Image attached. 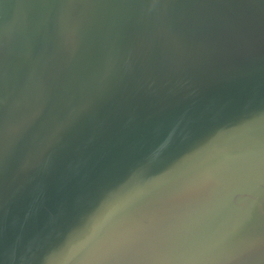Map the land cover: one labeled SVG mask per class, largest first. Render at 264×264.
<instances>
[{"label":"clouds","instance_id":"obj_1","mask_svg":"<svg viewBox=\"0 0 264 264\" xmlns=\"http://www.w3.org/2000/svg\"><path fill=\"white\" fill-rule=\"evenodd\" d=\"M7 8L0 169L27 192L14 258L264 264V9L0 0ZM42 213L48 225L29 230Z\"/></svg>","mask_w":264,"mask_h":264},{"label":"water","instance_id":"obj_2","mask_svg":"<svg viewBox=\"0 0 264 264\" xmlns=\"http://www.w3.org/2000/svg\"><path fill=\"white\" fill-rule=\"evenodd\" d=\"M16 0H3L4 4H14ZM228 2L252 3L255 10L264 9V0H228ZM0 22L11 25L15 22L14 8L0 11ZM257 26L264 28V21L257 18ZM255 83L264 88V60H260L255 68ZM23 181L15 177L11 168L0 169V264H21L20 253L13 257V249L21 233L24 219V204L27 192L21 187ZM55 211V208L53 209ZM50 217L42 213L39 220H30L27 227L35 232L48 225ZM26 243V241L24 242Z\"/></svg>","mask_w":264,"mask_h":264}]
</instances>
